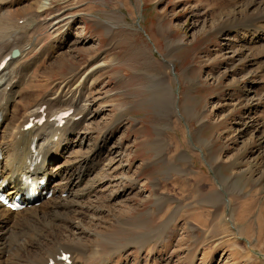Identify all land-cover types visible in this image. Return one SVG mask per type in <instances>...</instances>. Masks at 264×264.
Segmentation results:
<instances>
[{
  "label": "rangeland",
  "instance_id": "1",
  "mask_svg": "<svg viewBox=\"0 0 264 264\" xmlns=\"http://www.w3.org/2000/svg\"><path fill=\"white\" fill-rule=\"evenodd\" d=\"M249 1L254 11L242 18L257 14L264 0H52L44 10L36 5L49 0H0V29L19 25L22 33L24 54L15 65L32 59L14 103L32 109L71 82L68 95L93 102L92 111L99 108L92 125H85L90 140L83 139L84 145H75L66 158L82 155L88 142L91 146L107 132L101 186L81 201L84 217L72 218L82 227L73 242H81L85 254L75 258L77 264H264V236L256 240L264 204V18L257 15L252 26L229 27L225 33L211 26ZM172 42L177 44L167 65L166 45ZM88 72L94 79L81 84ZM167 74L171 92L151 86V77ZM251 85V97H246L249 87L243 86ZM51 108L56 107L47 112ZM193 111L201 120L184 115ZM239 118L248 125L240 126ZM199 140L209 145L200 146ZM207 154L222 164L217 172L229 176L227 186L235 182L223 194L236 230L220 226L207 199L210 190L200 187L208 178L214 181ZM180 156L188 165L183 174L172 169L182 164ZM60 164L56 159L51 166ZM213 187L220 189L216 183ZM161 197L165 203L160 207L156 201ZM250 199V214L238 222L241 203ZM39 224L47 232L54 227L48 221ZM35 234L32 230L23 238L36 246Z\"/></svg>",
  "mask_w": 264,
  "mask_h": 264
},
{
  "label": "bare ground",
  "instance_id": "2",
  "mask_svg": "<svg viewBox=\"0 0 264 264\" xmlns=\"http://www.w3.org/2000/svg\"><path fill=\"white\" fill-rule=\"evenodd\" d=\"M51 2L52 0H49L48 3H40V5L37 4L36 6L44 10ZM18 3L20 2H15L12 5L17 6ZM253 6L254 2L252 3L249 1L243 7L233 8V10L229 11L228 13L226 12V18H220L218 20L214 19L211 26L219 29L221 32H224L229 27L231 28L237 26L238 28L242 29L244 27H249V25L252 26L251 24L254 22L253 20H257L256 18H258L257 15H261L264 18V3L257 6V14L249 13L248 17H241V14L247 12ZM32 9L33 8H31V10ZM250 10L254 11L253 9ZM62 19L63 18L59 20L57 19L55 21L56 23H60L62 22ZM244 19L247 20L248 24L245 23L246 20ZM16 24H18V22H16ZM261 24V28H264V21H262ZM8 28L4 30H2L3 28L0 29V64L1 61H3L9 55L12 49L18 47L20 54L16 58L12 57L7 60L5 65L0 68V149L2 153L0 189L3 192H6V194H12L14 192L25 193L27 191H31L33 184H36L42 178H48L49 186L46 190L50 189L53 194L57 192L58 195L56 199H53L52 201H41L37 206H35L34 203H30L21 211H11L7 208H3L0 205V262H3L4 260L6 262H4L5 264H11V261L12 264H51L54 262H60L59 258L62 256V254L68 253L70 255V259L72 260V264H77L75 258L77 259L78 256H85V254L83 253V246L80 245L81 242H73L75 239L77 240L78 236L81 235L76 234V231H82V227L80 223H73L72 218L75 216L84 217L85 212L84 210H81V201L84 198L88 199L89 196L95 192H98L97 190L101 186L100 184L102 179L98 178V174L100 171H104V166H100L102 162L100 159L101 155L105 154V151H107L105 150V146H107L106 141L108 138L107 132L102 131L103 134L102 132L99 133L95 142L92 143L91 146L88 142L86 145L89 147V149L88 151L86 150V152L82 155H78L74 158H71V156H68V158L65 157L66 154L70 155L75 145L82 147V145H84V142L82 141L83 139L90 140L88 138L89 129L87 126L92 125L94 120L100 115V110L98 108L97 110L92 111L93 102L90 103L87 99L85 102L83 101L84 99L78 100V98H75L73 95H68L65 90L69 89L71 82L62 84L58 90L56 89L50 91L47 95H45V97L41 98L39 102L35 103L33 107H31L32 109L29 107H24L25 109H21L17 104H15V98L20 96L19 86H21L20 84L25 78L22 72L25 70L27 71V69L24 67L31 66L32 63L30 62L32 59L29 61H24L22 67L21 65L20 67L15 65V63L18 61L17 59L20 57L22 58L24 54L22 53L23 50L19 47L22 41V33H19L18 31V28H20L19 25L12 28L10 27L9 29ZM241 34L243 35V33ZM225 35L231 36V33H226ZM236 35L239 36L238 33ZM176 44L177 43L172 42L166 45L167 53L164 55V61H166L167 65L171 64L172 60L169 56L172 54V51L174 50L173 48L176 46ZM229 49H233L232 46L229 47ZM8 50L9 52L7 53ZM237 51L238 50L234 47V51L231 50V54L235 55ZM170 67L171 66H169V68ZM25 73L27 75L29 72L27 71ZM249 73L250 72H248L247 75ZM89 75V72L83 75L82 80L80 81L81 84H83V82L87 84L88 80L94 79L93 74L91 76ZM168 78V74L165 75L163 79L159 76L151 77V86L160 85L161 91H165V89H167L171 92L173 89ZM157 80L162 81L159 83ZM77 83L79 82L77 81L74 84ZM91 83L93 82H90V84ZM243 87H249L248 90H244L243 93H245L246 97L250 96L251 94L249 92L251 91L252 85ZM158 90L159 89L156 91L158 92ZM86 91L90 92L89 89ZM88 94L89 93H87V95ZM163 94L167 93L164 92ZM170 95L171 98L174 97L173 94L170 93ZM166 99L167 98H165V100ZM231 100L234 101L233 98H231ZM42 106H45V109L40 112ZM54 106L56 107L55 109L53 108L54 110L51 108V111L47 112L49 107ZM68 109H71L72 112L70 113L71 115L65 119L63 124H60L58 121L52 119L58 112ZM43 112L46 115V120L41 125L24 130V126L30 121L31 118L40 117ZM196 114L197 113L195 111L189 113L184 112V115L187 118L190 119L191 117H197V120H199V115ZM239 124L240 126L248 125L244 122V119H240ZM205 142L209 145L208 140H199L200 146L204 145ZM175 146L178 148L177 142L175 143ZM180 157L182 164H172V169H177L183 174L186 172L188 165L186 163V157ZM206 157L211 163L212 170L214 172V181L213 179L208 178L207 182L202 183L200 187L203 189L208 188L210 190L207 199L210 203H212L213 210L217 215V218L220 219V226L223 227L225 231H231V229L236 230V227L233 225L234 223L231 224L232 220L230 218V213L227 214L225 212L227 205L231 204L229 203L230 200L227 201L229 204L224 203L223 194V190L227 192L228 188L234 189L235 182L231 183V187L227 186V182L229 183V176L223 177L219 174V172H217L218 166L222 165L218 161V158H215L214 156L213 158L209 154H207ZM56 159H61V166L58 168L51 166L52 162ZM193 177L197 180L201 179L198 173H194ZM215 183L218 184L220 189L218 187H213L215 186ZM36 189L37 188L35 187L33 188V190ZM63 194H65V197H62ZM255 194H253L252 197ZM253 200L254 199H250L247 202L241 203L244 213L242 212L243 214L235 217L238 222L247 219V215L250 214V207H252V203H254ZM156 202H158V205L161 207V202L165 203V199L161 197ZM152 210L153 209H151V211ZM257 217L258 221L256 220V240L260 241V239L264 236V204L259 210ZM61 220L63 221V224L58 225L57 222ZM44 221H48L49 224H51V228L54 226L51 231L47 232L46 230L48 229L42 228V226L39 224L40 222ZM32 230H37V235L35 234L36 236L33 238V241L37 242L36 246L30 245L32 240L30 241L24 239L26 237L23 238L25 233H28ZM62 232L69 237L68 240H64V238L61 236ZM72 233L74 234L73 236H71ZM54 237H57L58 239L63 238L62 240L64 243H60L59 240L54 239ZM248 237H251V235H248ZM239 238L240 237L237 239ZM71 241L73 243H70ZM139 241L140 243L143 242V240ZM51 242L53 245L52 249L49 248V244ZM120 248L121 247L117 248V253L120 252ZM91 250L93 249L91 248ZM253 250L255 249L253 248L252 251ZM32 257H36V263ZM29 258H31L34 262H29Z\"/></svg>",
  "mask_w": 264,
  "mask_h": 264
},
{
  "label": "water",
  "instance_id": "3",
  "mask_svg": "<svg viewBox=\"0 0 264 264\" xmlns=\"http://www.w3.org/2000/svg\"><path fill=\"white\" fill-rule=\"evenodd\" d=\"M11 54L13 57H16L17 55H19V51H18V48H14L12 51H11Z\"/></svg>",
  "mask_w": 264,
  "mask_h": 264
}]
</instances>
